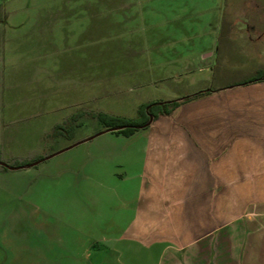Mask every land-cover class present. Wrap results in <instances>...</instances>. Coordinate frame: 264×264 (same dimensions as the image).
Instances as JSON below:
<instances>
[{"label": "rangeland", "instance_id": "1", "mask_svg": "<svg viewBox=\"0 0 264 264\" xmlns=\"http://www.w3.org/2000/svg\"><path fill=\"white\" fill-rule=\"evenodd\" d=\"M0 22V161L16 166L58 152L31 166L0 167V264H37L42 231L73 239L87 231L85 212H92L78 201L58 208L72 228L53 222L59 215L39 213L72 178L111 187V172L130 166H114L109 157L125 155L139 168L146 131L98 133V113L138 120L143 104L264 70V0H0ZM182 33L191 35L185 46H153ZM215 37L216 46L207 47ZM181 55L199 59L182 78L167 79L186 66L172 61ZM248 88L237 91L241 101L255 87ZM73 156L76 162L65 164ZM64 169L69 173L54 183ZM54 184L64 187L56 192ZM68 209L75 215L67 217ZM260 258L258 248L254 264Z\"/></svg>", "mask_w": 264, "mask_h": 264}, {"label": "crops", "instance_id": "2", "mask_svg": "<svg viewBox=\"0 0 264 264\" xmlns=\"http://www.w3.org/2000/svg\"><path fill=\"white\" fill-rule=\"evenodd\" d=\"M190 36L161 38L153 46H185ZM215 40L207 47H215ZM180 57L172 61L186 66L167 79L182 78L193 60L199 59ZM244 87L255 88L249 94L252 98L241 101L237 91ZM173 100L182 101L169 114L157 115L139 128L146 136L137 170L125 155L116 160L109 157L114 166H130L111 172V187L105 188V181L86 186L72 178L65 194L59 191L55 200L40 205L39 213L49 220L59 215L53 222L70 228L75 213L68 209L65 215L70 220L62 219L60 206L71 208L78 201L92 215L85 212L87 231L78 230L74 239L61 238L55 231L49 236L39 233L37 264H78L79 253L81 264L82 255L85 264H254L258 248L263 264L264 80L199 88L163 101ZM78 157L65 164L75 163ZM66 172L54 173V183ZM54 185L56 192L64 187ZM25 237L23 243L29 236Z\"/></svg>", "mask_w": 264, "mask_h": 264}, {"label": "trees", "instance_id": "3", "mask_svg": "<svg viewBox=\"0 0 264 264\" xmlns=\"http://www.w3.org/2000/svg\"><path fill=\"white\" fill-rule=\"evenodd\" d=\"M259 80H264V70L262 69L256 70L253 74L249 75L238 83H246ZM181 101L182 100H173L171 102L163 101L159 103L150 102L148 104H143L139 108L140 113L138 120L117 117L107 118V116L103 113H98L97 117L104 122L103 127H121L115 130V132L122 133L123 135H130L136 129H138L139 126L145 124L149 116H152V118H154L157 115L169 114Z\"/></svg>", "mask_w": 264, "mask_h": 264}, {"label": "water", "instance_id": "4", "mask_svg": "<svg viewBox=\"0 0 264 264\" xmlns=\"http://www.w3.org/2000/svg\"><path fill=\"white\" fill-rule=\"evenodd\" d=\"M150 120H151V117H149L148 121H147L145 124L139 126V128L146 126V125L150 122ZM119 128H121V127H107V128H105L104 130L99 131L98 133H101V132H104V131L117 130V129H119ZM98 133H96V134H98ZM51 155H52V154H51ZM44 158H45V157H44ZM44 158H42V159H44ZM42 159H40V160H42ZM40 160H37L36 162H38V161H40ZM36 162H32V163H30V164H28V166L34 165ZM0 164H1V165H4L3 162H0ZM8 168H12V167H8Z\"/></svg>", "mask_w": 264, "mask_h": 264}, {"label": "flooded vegetation", "instance_id": "5", "mask_svg": "<svg viewBox=\"0 0 264 264\" xmlns=\"http://www.w3.org/2000/svg\"><path fill=\"white\" fill-rule=\"evenodd\" d=\"M149 117H151V119H152V116H149ZM149 117H148V119H149ZM148 121V120H147ZM145 127V126H144ZM1 162V161H0ZM4 163V165H1L0 164V167H3V168H8V167H12V168H21V167H23V166H25V165H27V164H30V163H27V164H22V165H16V166H14V165H11V164H7V163H5V162H3ZM32 163V162H31Z\"/></svg>", "mask_w": 264, "mask_h": 264}]
</instances>
